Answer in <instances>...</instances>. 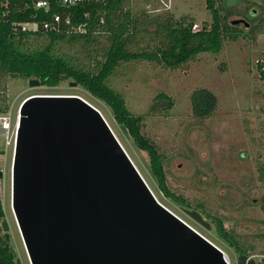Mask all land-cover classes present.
Segmentation results:
<instances>
[{
  "label": "rangeland",
  "instance_id": "1",
  "mask_svg": "<svg viewBox=\"0 0 264 264\" xmlns=\"http://www.w3.org/2000/svg\"><path fill=\"white\" fill-rule=\"evenodd\" d=\"M213 1L236 29L224 35L219 53L200 54L176 69L147 61L130 62L108 78L128 111L141 118L142 136L161 155L167 188L188 207L160 192L147 153L123 135L108 106L72 85L74 81L48 88L4 77L0 79V99H6L14 124L22 101L31 95L81 97L101 113L160 204L221 249L229 264H238L240 256L264 264V0ZM126 11L134 17L144 14L171 23L193 22L192 31L211 25L205 0H129L123 13ZM235 20H243L247 27L245 23L232 25ZM154 30L149 27L137 34L131 49L155 50L160 37ZM45 45L43 36L21 42L23 50L30 52ZM106 46L104 38L95 43L67 37L54 46L53 54L79 70L94 72L103 61L100 54ZM196 90L214 97L201 115L192 110L191 97ZM5 141L6 132L0 126V200L8 226L3 233L10 236L16 260L29 264L11 211L13 148ZM184 210L199 213L210 228L196 223ZM217 220L232 242L218 234Z\"/></svg>",
  "mask_w": 264,
  "mask_h": 264
},
{
  "label": "water",
  "instance_id": "2",
  "mask_svg": "<svg viewBox=\"0 0 264 264\" xmlns=\"http://www.w3.org/2000/svg\"><path fill=\"white\" fill-rule=\"evenodd\" d=\"M10 204L29 264H228L221 249L157 201L101 113L79 96L22 101ZM184 211L210 228L196 211Z\"/></svg>",
  "mask_w": 264,
  "mask_h": 264
},
{
  "label": "trees",
  "instance_id": "3",
  "mask_svg": "<svg viewBox=\"0 0 264 264\" xmlns=\"http://www.w3.org/2000/svg\"><path fill=\"white\" fill-rule=\"evenodd\" d=\"M34 1L0 0V79L37 80L41 86L48 88L57 87L64 81H74L93 98L108 106L114 121L125 128L136 148L147 153L150 172L160 192L182 207H188L167 188L161 155L155 145L142 136L141 118L128 111L124 98L109 86L108 78L115 75L122 64L130 62L147 61L176 69L200 54H217L222 49L224 35L234 32L235 27L230 26L225 17L221 16L220 7L213 0H205L211 25L198 31H192L193 22L171 23L160 16L150 18L142 14L134 17L130 16L129 11L123 13L129 0H85L72 6H63L60 0H48V11L35 8ZM53 15L61 17L57 31H43L41 24L50 22ZM66 18L70 21L68 25L64 23ZM31 22H37L40 26L37 31L21 30L22 24ZM149 27H154V34L159 35V46L153 51L132 50L135 36L146 32ZM78 28L84 32L77 31ZM32 36H43L46 45L31 52L23 50L21 42ZM234 36L231 35L232 38ZM67 37L71 40L90 39L95 43L98 39H106L107 46L100 54L103 61L100 65L96 63L99 66L94 72L79 70L64 59L54 56V46ZM213 100L210 92L196 90L191 97L195 115H201V111L212 105ZM8 111L6 99L1 98L0 115ZM4 217L0 200V264H17L10 246V236L3 233ZM216 230L224 240L232 242L219 220L216 221ZM247 264L257 263L250 260Z\"/></svg>",
  "mask_w": 264,
  "mask_h": 264
},
{
  "label": "built area",
  "instance_id": "4",
  "mask_svg": "<svg viewBox=\"0 0 264 264\" xmlns=\"http://www.w3.org/2000/svg\"><path fill=\"white\" fill-rule=\"evenodd\" d=\"M85 0H60V3L63 6H72L76 5L78 3H81ZM34 6L35 8H42L44 11L49 10V2L48 0H35L34 1ZM61 22V17L59 15H53L52 20L50 22H43L41 24V29L43 31H57L58 25ZM65 24H69L70 21L68 18L64 20ZM39 25L37 22H31V23H26L21 25V30L22 31H32L35 32L39 29ZM77 31L79 32H84L83 29L78 28ZM17 119L14 120V124L11 122V118L9 117L8 113L4 115H0V126H1V131L6 132V141L5 145L7 147H12L14 149V144H15V136H16V127H17Z\"/></svg>",
  "mask_w": 264,
  "mask_h": 264
},
{
  "label": "bare ground",
  "instance_id": "5",
  "mask_svg": "<svg viewBox=\"0 0 264 264\" xmlns=\"http://www.w3.org/2000/svg\"><path fill=\"white\" fill-rule=\"evenodd\" d=\"M227 263L229 264L228 258H227Z\"/></svg>",
  "mask_w": 264,
  "mask_h": 264
}]
</instances>
